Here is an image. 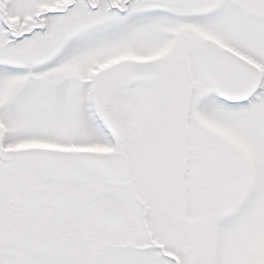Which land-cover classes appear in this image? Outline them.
Masks as SVG:
<instances>
[{
  "label": "snow or ice",
  "instance_id": "1",
  "mask_svg": "<svg viewBox=\"0 0 264 264\" xmlns=\"http://www.w3.org/2000/svg\"><path fill=\"white\" fill-rule=\"evenodd\" d=\"M0 264H264V0H0Z\"/></svg>",
  "mask_w": 264,
  "mask_h": 264
}]
</instances>
